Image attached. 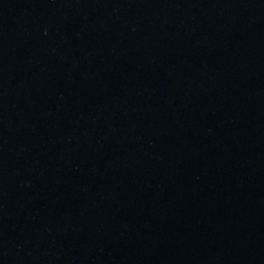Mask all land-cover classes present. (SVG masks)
I'll return each instance as SVG.
<instances>
[{"label": "water", "instance_id": "water-1", "mask_svg": "<svg viewBox=\"0 0 264 264\" xmlns=\"http://www.w3.org/2000/svg\"><path fill=\"white\" fill-rule=\"evenodd\" d=\"M0 264H264V0H0Z\"/></svg>", "mask_w": 264, "mask_h": 264}]
</instances>
